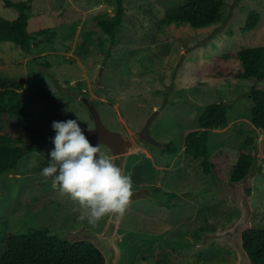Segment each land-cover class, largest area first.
<instances>
[{"label": "rangeland", "instance_id": "obj_1", "mask_svg": "<svg viewBox=\"0 0 264 264\" xmlns=\"http://www.w3.org/2000/svg\"><path fill=\"white\" fill-rule=\"evenodd\" d=\"M22 1L29 7V31L48 28L55 36H40L30 50L0 42V75L25 80V138L35 129L42 139L40 148L26 154L17 170L0 176V255L11 233L51 227L55 234V227L83 225L104 230L111 214L97 226L79 220L78 205L40 175L55 147L52 122L79 117L82 128L91 127L93 117L83 101L89 97L105 125L134 142L125 167L133 189L180 192L175 200L181 204L174 210L145 200L126 209L117 231V264H155L157 258L166 259L163 264H241L240 231L264 227V128L253 125L250 80L237 77L243 68L239 59L232 55L223 63L229 74L219 77L201 66H215L217 55L234 54L242 46L264 45V0H224L226 21L204 28L160 26L166 9L185 0H123L125 14L115 41L99 21L114 15L116 0ZM251 10L260 13L259 22L244 30ZM18 14V8L0 0V16L14 19ZM89 30L92 41L87 39ZM214 102L231 108L227 124L210 132L215 168L206 173L204 158L188 154L185 140L200 128L202 113ZM153 113L150 134L159 145L140 136ZM248 135L253 139L248 149H256L260 172L247 183H234L232 167ZM90 142L113 161L108 145ZM168 143L179 150L170 153ZM222 149L228 152L226 160L215 157ZM211 187L215 191L205 192ZM190 189L204 190L203 211L192 194L182 193ZM200 224L204 228L194 244L193 228ZM127 231L129 235L120 234Z\"/></svg>", "mask_w": 264, "mask_h": 264}, {"label": "trees", "instance_id": "obj_2", "mask_svg": "<svg viewBox=\"0 0 264 264\" xmlns=\"http://www.w3.org/2000/svg\"><path fill=\"white\" fill-rule=\"evenodd\" d=\"M7 6L19 9L14 19L0 16V42L11 41L23 50H30L31 45L39 41V37L55 33L48 28L30 32L28 5L22 1L5 0ZM224 0H185L184 4L166 9L161 20V27L189 25L194 28H204L210 25H221L226 21ZM125 14L123 0H116V11L112 17L99 21L105 32L115 41ZM260 13L251 10L248 14L244 30L257 26ZM95 30V29H93ZM91 30L87 31V39H91ZM83 43L84 49H87ZM240 60L243 68L237 77L250 80L249 96H251L252 122L259 128H264V45L240 48L236 53L217 55L215 66L203 65L215 76L228 75L222 66L231 56ZM109 56V51L106 57ZM219 69H217V68ZM25 80H7L0 75V176L18 168L20 160L28 153L40 148L39 133L32 129L30 137L25 138L24 123L28 119L27 101L24 96ZM231 104L214 102L206 106L199 119V129L189 132L186 136L185 151L196 158L203 157V170L211 173L214 170L213 153L209 146L212 129L226 125ZM10 125L12 126L10 128ZM44 136V135H43ZM253 141L248 135L239 149L236 163L232 167L231 181L242 180L253 164L258 162L256 149L250 151L249 144ZM170 153H176L179 147L171 143L165 147ZM215 156L226 160L228 152L218 151ZM261 166H256V173ZM255 173V174H256ZM251 191V188H249ZM244 247L255 264H264V227H251L243 232ZM166 259L157 258L155 264H163ZM0 264H105L102 252L88 241L71 243L59 238L50 228H33L27 233H11L6 242V249L0 255Z\"/></svg>", "mask_w": 264, "mask_h": 264}, {"label": "clouds", "instance_id": "obj_3", "mask_svg": "<svg viewBox=\"0 0 264 264\" xmlns=\"http://www.w3.org/2000/svg\"><path fill=\"white\" fill-rule=\"evenodd\" d=\"M78 120L52 122L55 147L40 175L78 205L79 220L97 226L109 214L121 219L133 195L131 174H123L99 145L91 144Z\"/></svg>", "mask_w": 264, "mask_h": 264}, {"label": "water", "instance_id": "obj_4", "mask_svg": "<svg viewBox=\"0 0 264 264\" xmlns=\"http://www.w3.org/2000/svg\"><path fill=\"white\" fill-rule=\"evenodd\" d=\"M85 102L94 118L95 126L93 128H82L84 130V134L94 144H102V143L108 144L112 148L114 153L113 162L118 167H120L123 171V174H125L127 157L129 156V153L134 146L133 140L127 138L123 133L119 131H114L109 127H107L103 122L100 112L97 109L96 105L87 102V100H85ZM154 117H155V113H153L146 120L145 125L142 131L140 132V136L155 144H160L150 134V126ZM256 166H257V162L255 161L248 174L242 180L237 181V183H247L251 178V176H253L256 173ZM207 191L211 192V191H215V189L211 187L209 189H206V192ZM150 192H154V191H152L148 187H144V188L140 187L133 189V195L130 198V205L133 202L139 200L162 202L163 199L160 196L165 195L164 193L157 194L156 192H154V196H152L149 194ZM119 223H120V219H116L115 216L111 214L104 230L101 232L96 231L86 225H83L78 229H66V230H60L59 228L55 227L54 232L59 238L63 240H67L71 243H75L79 241H88L94 244L102 252L105 259V264H117L121 256V248L117 242L119 238V236H117ZM251 227H260V226H247L240 231V235H239L240 241L238 244V248L240 250L243 259V261H241V264H255L252 261V258L250 257L249 253L245 249L243 243V232ZM215 236L211 238L210 242H212V240L215 239Z\"/></svg>", "mask_w": 264, "mask_h": 264}, {"label": "flooded vegetation", "instance_id": "obj_5", "mask_svg": "<svg viewBox=\"0 0 264 264\" xmlns=\"http://www.w3.org/2000/svg\"><path fill=\"white\" fill-rule=\"evenodd\" d=\"M84 100V102H85V100H87V102H89V103H91V104H94L93 103V101L89 98V97H85V98H83ZM86 103V102H85ZM93 117V116H92ZM95 121H94V118H93V123H92V126L91 127H89V128H93L94 126H95V123H94ZM117 131H119V130H117ZM121 132V131H120ZM121 133H123V132H121ZM125 135V134H124ZM126 136V135H125ZM102 144H105V145H108V144H106V143H102ZM157 145H159V144H157ZM109 146V145H108ZM110 147V146H109ZM111 148V147H110ZM112 149V148H111ZM113 151V150H112ZM114 154V153H113ZM129 159V158H128ZM128 159H127V162H128ZM127 165V164H126ZM154 191H162L161 189H154ZM162 192H164L165 193V195H162V196H160V197H162V202H155V201H150V200H145V201H148V202H153V203H157V204H160V205H163V206H166V208L167 209H170V210H174V208L175 207H177L178 205H180L181 204V202L180 201H178V200H175V198L176 197H178L179 196V193L180 192H178V191H176V192H173V191H167V190H163ZM205 192H206V190H205ZM205 192H204V190H199V189H197V190H193V189H190V190H188L187 192H182V193H185V194H192V196L193 197H195L196 198V202H197V204H198V207L199 208H201V210L203 211L204 210V204H205V199H206V195H205ZM213 195H216V194H213ZM179 198V197H178ZM138 202H140V201H136V202H133L130 206H129V208L130 207H132L134 204H136V203H138ZM128 209V208H127ZM171 214L173 213V211H171L170 212ZM71 228H73V226H70ZM69 227V228H70ZM50 228V230H51V227H49ZM203 228H204V226H203V224H200V225H198V228H193V232L194 233H197V236L195 237V240L193 241V239H191L192 240V243L194 242V244L196 243V240L197 239H199L200 238V231L201 230H203ZM129 233L130 232H126V233H120V234H123V236L126 234V235H129ZM125 235V236H126ZM174 235H176V236H178V233H176V234H174ZM177 238V237H176ZM170 240H172V243L171 244H174V240H175V238H171ZM184 241L185 242H187L188 240L187 239H184ZM195 250V249H194ZM203 251V250H202ZM200 254H201V251L199 252Z\"/></svg>", "mask_w": 264, "mask_h": 264}]
</instances>
